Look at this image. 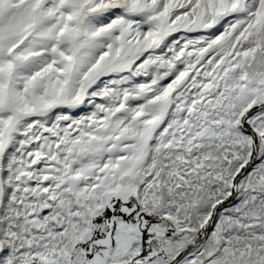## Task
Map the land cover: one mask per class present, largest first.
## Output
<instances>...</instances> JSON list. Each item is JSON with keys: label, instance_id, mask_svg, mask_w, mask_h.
Wrapping results in <instances>:
<instances>
[{"label": "snow or ice", "instance_id": "1", "mask_svg": "<svg viewBox=\"0 0 264 264\" xmlns=\"http://www.w3.org/2000/svg\"><path fill=\"white\" fill-rule=\"evenodd\" d=\"M0 264H264V0H0Z\"/></svg>", "mask_w": 264, "mask_h": 264}]
</instances>
